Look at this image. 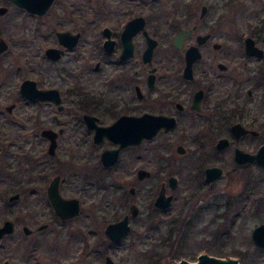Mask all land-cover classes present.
I'll return each instance as SVG.
<instances>
[{
    "label": "flooded vegetation",
    "instance_id": "obj_1",
    "mask_svg": "<svg viewBox=\"0 0 264 264\" xmlns=\"http://www.w3.org/2000/svg\"><path fill=\"white\" fill-rule=\"evenodd\" d=\"M3 1L5 5H1L0 8L6 10L0 16L5 15L12 6L34 18L43 17L54 2L53 0L44 14L37 15L18 7L10 0ZM67 1V7H71L70 0ZM79 1V18L74 19L79 23V32L72 33H78L79 38L73 48L69 49L58 42L57 33L67 30L56 31L54 37L56 46L46 48L42 54L46 70L45 65L42 66L43 69L36 70L39 66L32 65L30 62L26 66L28 74L32 73V76L29 78L26 75L27 78L19 79L15 75L18 69L10 70L11 67L6 68L1 65L4 70L10 71L7 70V84H0V95L4 96L0 97V187H19L13 194L8 195L4 205L13 209L17 208V211L25 216L4 220L2 224L8 220L13 223V232L0 239L12 237L17 227H20L25 237H29L34 233L30 227H34L35 233L38 234L48 228L63 227L76 219L79 214L73 218L61 219L55 213L48 197V189L52 181L56 178L61 198L76 199L79 202L78 193L67 195V189L70 192L71 189L74 192L79 190L77 178L75 182L63 188V184L67 182L64 171L74 169L67 177L69 179L79 177V151L84 152L90 148V150H100L98 165L106 171L114 167L119 160L118 158L117 162L110 167H104L101 164V153L104 150L116 149L118 144L106 138L100 144L96 143L94 137L97 128H109L124 118L139 122L141 128L143 118L154 116L160 117L165 122L157 134L151 140L144 139L139 145L123 148L119 153L120 157L122 151H129L128 164L129 168H132L126 173L134 178L128 181V197L126 198L129 204L128 213L121 215L119 210H115L114 214H120V218L111 223L128 215L130 229L117 243L112 242L105 235V228L109 223L103 230L106 247L118 246L129 234L130 223L139 217L140 207L136 203V196L139 194L141 199L144 198L143 200L147 202L150 214L156 216L147 227L143 228L139 236L141 240L138 244L144 246L143 242L150 233L165 235L170 230L168 225L174 219H169L171 216L167 214L170 213L172 204L179 201L177 218H180L181 210L197 192L195 190L187 193L183 198H178L173 194L177 185L171 188L168 184V179L173 175L166 173V182L161 181L159 172L162 168L155 164L163 162L166 153H169L174 145L173 141L187 144L198 163L205 154L224 159L225 152L229 150L230 160L227 158L224 160L231 169H243L248 164L258 165L255 162L237 164L234 161V154L236 149L254 154L260 148L251 153L240 145L248 138L259 137L261 133L257 128H262L264 132V35L243 37L242 34L228 35L219 31L224 17L219 15L216 19H212L210 10L225 9L228 7V2L230 4L234 0H227V2L217 0L214 3L213 0H100L101 3L94 11H91L92 17L89 18L90 10L83 7L82 1ZM244 2L238 3L239 14L242 13L243 19ZM70 13L73 14V10ZM183 31H190V34L183 38L181 48H177L174 45V39ZM247 37H251L255 45L263 50L262 58L249 56L246 53L245 39ZM235 39L236 48L233 44ZM1 40L6 44V49L0 52V55L6 53L8 49L7 42L0 36ZM78 43L79 73L73 71L76 76L74 77L70 68L57 65L63 62L67 53L71 52ZM149 44L153 45L150 57L147 56ZM190 47L197 48V51L194 52L193 56L196 58L190 66L191 76L186 78L184 76L185 55ZM50 48L62 51L58 59L52 60L45 55V51ZM35 74H40L39 78L33 76ZM10 80L16 81L13 91L9 86ZM27 80L33 81L37 90H57L60 103L56 104L50 99L25 98L20 90L21 84ZM8 97H10L9 100H6ZM14 111H19L21 121L14 118ZM171 123L173 127L169 126L172 125ZM237 124L246 130L256 131L258 135L248 132L236 138L232 127ZM51 136L55 139H51ZM159 139L161 143L150 149L147 147L148 143ZM221 139H226L229 144L226 148L217 150V143ZM53 144L55 153L51 155L50 148ZM178 146L185 149L183 154L177 152ZM175 151L182 156L186 154L187 148L183 144H176ZM57 153L63 155V160L76 159L77 167L71 166L64 171H56L52 161L55 160ZM149 155L152 156L149 164L157 168L158 174L153 175L143 167L147 164ZM166 159L174 160V155H169ZM212 166L223 170L222 177L225 173V170L217 165L205 167L201 174L202 182L206 185L217 181L207 183L204 180L205 169ZM140 169L149 171L150 177L138 179L137 171ZM153 179L156 180L155 182L161 181L154 189L146 184L148 180ZM176 180L178 184V179ZM131 188L134 189L133 193L130 192ZM162 188L165 189L166 196H172L171 205L167 209H161L155 205V200ZM259 189L258 177L247 176L243 191L236 202L244 212L247 202L251 200L252 211L245 212L246 218L255 219L258 214H261L258 209ZM15 195L17 197L10 200ZM6 196L2 198L5 199ZM131 205H135L138 209V215L135 218L130 217ZM44 225V228L39 229ZM25 228L30 231L29 234L25 233ZM158 242L157 238V245ZM10 243L17 244L20 250L19 243ZM161 244L162 240L159 242V245ZM165 244L167 242L164 239L163 245ZM253 244L255 252L250 251V248H243L242 242L230 243L228 247V242L222 240L217 243V246L233 249L232 255L235 257L228 258L236 259L237 264H244V262L245 264H264V247H259L254 242ZM31 245L29 247L22 245V250L25 249V252L27 250L25 254L29 264L61 263H55V260L50 257L41 259V254L47 255L45 251ZM177 252L174 249L169 256L176 258ZM15 255V251L9 245L0 244V264H21L11 260L16 259ZM106 256L109 255L105 254L104 260ZM198 256L195 259L181 258L176 264L181 260L194 263ZM214 257L224 258L220 254ZM158 260L161 261V257Z\"/></svg>",
    "mask_w": 264,
    "mask_h": 264
},
{
    "label": "rangeland",
    "instance_id": "obj_2",
    "mask_svg": "<svg viewBox=\"0 0 264 264\" xmlns=\"http://www.w3.org/2000/svg\"><path fill=\"white\" fill-rule=\"evenodd\" d=\"M81 1L83 7H87L90 10L88 18L92 17L91 11H94L101 3L100 0ZM214 1L217 0L212 2L214 3ZM239 1H245L247 5H251V14L253 11H261V15H264V0H234L230 4L228 2V7L225 9L212 8L210 10L212 19L223 15L224 21L219 27L221 33L228 35L242 34L243 37L255 35L256 30L246 26L244 20L246 16L245 8L243 9L244 19L241 18L242 13L239 14ZM79 2V0H70L71 7H67V0H54L50 9L41 18H34L12 6L9 7L5 15L0 16V36L8 44L6 53L0 55V84L6 83L8 79L7 70H9H4L1 65L6 68L8 66L11 67L10 70L18 69L19 71L15 75L19 79L26 75L29 78L32 76V73L28 74L26 66L30 62H32V65L39 66L36 67V70L39 68L43 69L42 66L44 65V69L46 68L42 54L46 48L56 46L54 40L55 32L64 30L71 33L79 32V23L74 20L79 18ZM245 2L243 7L247 6ZM1 5H5L3 0H0ZM71 10H73V14L70 13ZM263 30L262 33H264ZM233 44L234 48H236V39ZM60 65L70 68L71 73L73 71L79 73V43L71 52L67 53L63 62L57 66ZM54 68L57 67L54 66ZM75 68H78V70H75ZM75 73H73L74 77H76ZM33 76L39 78L40 74ZM10 82L9 86L13 91L14 87H16V81L10 80ZM0 97L4 96L0 95ZM9 98L6 100H9ZM13 115L16 120L21 121L19 111H14ZM257 130L261 133L259 137L248 138L240 145L251 153L264 144V132L262 128H257ZM159 143H161V139L148 143L147 147L150 149ZM173 143L174 145L170 152L166 153V155L164 154L163 162L158 165L155 164V166L162 168V171L159 172L161 181L164 180L166 182V173H171L175 176L178 179V184L173 194L178 196V198H183L187 193L197 191L186 207L181 210L180 218H177L180 208L179 201L172 204L169 209L170 213L167 214L171 216L169 219H174L168 225L170 227L168 240L174 244V248L178 251L176 258L170 257L168 254L169 248L166 247L167 244L163 245L167 234L150 233V236L143 242L144 246L138 244L141 240L139 236L143 228L147 227L150 221L156 218V216L150 214L147 202L143 200L144 198L141 199L139 194L136 196V203L140 207V214L135 221L130 223L131 230L129 234L118 246L114 248L106 247L103 234L105 225L119 219L120 214L128 213L129 204L126 202L128 181L134 178L126 173L132 168H129L128 164L130 159L128 150L122 151L117 164L107 171L101 169V166L98 165L100 150H90V148L84 152L79 151V164L73 158L68 159V161L63 160V155L57 153L55 160L52 161L56 171H64L65 168L71 166L77 167V164L79 166V177L69 179L67 176L74 169L64 171V176L68 183L63 184L64 188L67 187V184L75 182V178L79 181V190L74 192L71 189L70 192L66 188L68 196L73 193L79 194L80 212L78 217L63 227L57 229L48 228L38 234L35 233L34 227H30L34 233L29 237H25L20 227H17L12 237L0 239V244L9 245L16 253V259L11 260L21 264H29V259L25 254L27 250L26 252L25 249L22 250V245H28L29 247L30 244L45 251L47 255L41 254V259L50 257L55 260V263L61 262L60 264H104L105 254H108L115 264H146L147 261L151 263L148 255L152 253L150 249L158 250L159 256L156 258L160 259L161 257L160 264H176L181 258L188 259L192 257L195 259L201 253L213 256L220 254L224 258L229 256L234 258L235 256L232 255L233 249L226 246L222 248L217 246V243L222 240L228 242V247L230 243L242 242L244 244L243 248H250V251L255 252V245L251 240V231L257 225L264 223V168L248 164L243 169H231L224 160L225 158H230L229 150L225 152L224 159L215 158L210 154L203 155L200 165L193 158L187 144L176 141H173ZM176 144H183L187 148L185 155L181 156L176 153ZM169 155H174V160L167 161L166 158ZM150 158H152L151 155H149V159L147 157V164L143 167L147 168L153 175L158 174L157 168H153L149 164ZM211 165L222 167L225 173L216 182L206 185L202 182L201 172L205 167ZM253 175L258 177L260 188V205L258 209L261 214H258L255 219L245 217L247 210L252 211L250 208L251 200L247 202L244 212L236 204L237 198L243 191L247 176L252 177ZM155 181L154 179L148 180L146 184L154 189L161 182ZM18 189L19 187L15 188L14 186L0 187V225L6 219L13 220L14 218L18 219L25 216L17 211V208L13 209L4 205L8 195L13 194ZM4 195H7L5 199L2 198ZM115 210H119L120 214H114ZM157 238L159 242L162 240L161 245H159V242L157 245ZM10 242L19 243L20 250L17 248V244L12 245Z\"/></svg>",
    "mask_w": 264,
    "mask_h": 264
},
{
    "label": "water",
    "instance_id": "obj_3",
    "mask_svg": "<svg viewBox=\"0 0 264 264\" xmlns=\"http://www.w3.org/2000/svg\"><path fill=\"white\" fill-rule=\"evenodd\" d=\"M14 2L18 7L23 8L27 10L30 13H34L37 15L44 14L47 9L51 6L53 0H10ZM5 8H0V14H3L5 12ZM190 31H183L181 32L175 39H174V45L177 48H181L182 40L185 36L189 35ZM79 38V34H72L68 31L65 32H59L57 33V39L60 44L63 46L71 49L73 48ZM204 39V37L202 38ZM150 45V44H149ZM154 45V42H153ZM153 45H150L148 48V57H150L151 50L153 48ZM6 49V44L4 41H0V52L4 51ZM197 51V48L190 47L186 51V68L184 71V76L186 78H189L191 76L190 72V66L193 60H195L196 57H194V52ZM245 51L249 56H256L257 58L263 57V50L260 49L255 45L254 40L251 37H247L245 39ZM62 51L50 48L45 51V55L52 59L56 60L60 57ZM21 94L27 98V99H39V100H47L50 99L54 103L58 104L60 103L59 94L58 91L55 89L47 90V91H40L35 88V83L33 81H24L21 84ZM164 121L160 117H154L149 116L147 118H143L141 122V128L140 123L133 120H127L122 119L117 122H115L111 127L109 128H97L96 135L94 137V141L96 143H101L104 138L118 144V147L116 149L112 150H104L100 155V162L104 167H110L114 165L118 158L120 150L123 148H126L128 146L132 145H139L144 139L151 140L159 131L161 126L164 125ZM172 125H169L173 127ZM232 131L236 135V138H238L241 135H244L246 133H251L252 135H258L256 131L253 130H246L241 125L237 124L232 127ZM51 139H55V137L51 136ZM228 141L226 139H221L217 143V150H222L228 146ZM54 144L50 148V154L54 155ZM177 152L179 154H183L185 152V149L182 146L177 147ZM234 161L237 164H246V163H252L255 162L261 167H264V144L260 146V148L255 152L254 154H249L247 152H244L240 149L235 150L234 154ZM205 182H213L215 180H218L223 175V170L219 167H208L205 169ZM137 177L138 179H144L150 177V172L140 169L137 171ZM169 187L174 188L177 185V180L175 177L171 176L168 179ZM130 192L133 193L134 189L131 188ZM17 197V195L12 196L10 200H13ZM48 197L51 202V205L55 211V213L61 218V219H69L77 216L80 212V203L76 199H68L65 200L61 198L59 195L58 189H57V180L52 181L49 189H48ZM171 199L172 196H166L165 195V189L162 188L159 192L156 200L155 205L161 209H167L171 205ZM138 215V209L135 205H131L130 207V217L135 218ZM129 216L123 217L121 220L116 221L114 223H109L105 228V235L110 239L112 242H119L123 236L129 231V223H128ZM44 226L40 227L39 229L44 228ZM26 234H29L30 231L25 228L24 229ZM13 232V223L11 221H5L0 226V237H3L5 235L11 234ZM253 242L259 246L264 247V224H260L257 227H255L251 234ZM8 264V263H5ZM104 264H115L114 261L111 259L110 256H106L104 260ZM178 264H237L236 259L228 258H218L214 256H210L207 254H201L198 256L197 261L194 263H191L186 260H181L178 262Z\"/></svg>",
    "mask_w": 264,
    "mask_h": 264
},
{
    "label": "trees",
    "instance_id": "obj_4",
    "mask_svg": "<svg viewBox=\"0 0 264 264\" xmlns=\"http://www.w3.org/2000/svg\"><path fill=\"white\" fill-rule=\"evenodd\" d=\"M245 4H246V2H245ZM244 8H245V15H246L244 20L246 22V26L249 27V28H254L256 30V34H258V35L264 34V33H262V30L264 29V17H263L264 15H261V11L260 12L259 11L258 12L253 11V13L251 14V10L252 9H251V5L250 4L247 5ZM254 12H255V14H254ZM250 14H251V16H249ZM165 234H167V236L165 238V241L166 242L168 241L167 242V245H168L167 248H169L168 254L171 256V254L173 253V250L175 249L174 248V244L171 243V241L168 240L170 233L167 232ZM150 250H151L152 253H149L148 255H149V258H150L149 261L151 263H149L147 261L146 264H148V263L149 264H159V260L156 258V257H158L157 256L158 255V250H155V249L154 250L150 249ZM175 250H177V249H175Z\"/></svg>",
    "mask_w": 264,
    "mask_h": 264
}]
</instances>
